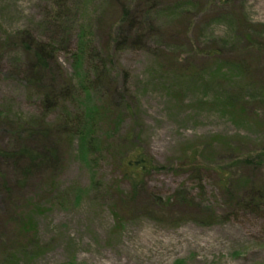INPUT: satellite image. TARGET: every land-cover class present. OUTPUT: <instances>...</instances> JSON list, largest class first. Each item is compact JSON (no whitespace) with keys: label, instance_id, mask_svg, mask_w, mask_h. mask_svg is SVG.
Segmentation results:
<instances>
[{"label":"rangeland","instance_id":"obj_1","mask_svg":"<svg viewBox=\"0 0 264 264\" xmlns=\"http://www.w3.org/2000/svg\"><path fill=\"white\" fill-rule=\"evenodd\" d=\"M65 1L58 21L63 29L48 18L58 11L56 0H0V113L43 111L27 84L29 58L16 51V45L24 47L23 31L58 46L64 74L77 83L90 70L89 61L74 57L82 37H92L102 53H113L114 44L106 42L124 0ZM129 4L140 12L141 23L125 30L129 40L112 57L114 76L107 80L119 95L128 86L138 96L137 116L107 130L99 108L105 96L98 91L84 90L75 106L67 103L70 111L81 113L84 126L63 144L64 158L53 177L48 171L36 174L17 190L14 213L6 215L8 206L0 199V243L10 250L0 246V264H19L10 256L19 242L27 246L20 249L21 264H264V206L243 209L232 203L212 171L204 175L202 192L198 173L184 167L196 146L206 150L208 166L231 156L230 142L264 147V0ZM149 13L155 16L154 35L142 17ZM136 32L149 38L135 42L130 34ZM114 99L117 103L119 97ZM235 106L246 116L237 115ZM57 117L54 111L48 120ZM132 127L143 134L140 142L159 164L173 166L149 175L135 194L106 152L111 137ZM213 139L216 144L207 148ZM12 142L0 116V144ZM257 181L264 187V179ZM184 189L196 198L191 210L172 199ZM18 215L34 218L37 233L31 241L19 234Z\"/></svg>","mask_w":264,"mask_h":264},{"label":"trees","instance_id":"obj_2","mask_svg":"<svg viewBox=\"0 0 264 264\" xmlns=\"http://www.w3.org/2000/svg\"><path fill=\"white\" fill-rule=\"evenodd\" d=\"M56 5L58 11L48 16L53 25L58 24L61 19V11L65 8L66 1L56 0ZM122 5L118 21L111 26L112 33L106 42V45H110V41L114 44L113 53H102L95 46L92 37L87 40L84 37L81 38L80 48L74 57L80 63L89 61L90 70H86V75L80 83H77L72 76L69 78L64 74L66 71L57 56L60 49L58 46L39 39L30 32H22L21 38L25 40V44L23 49L16 45V51L20 53V56L26 53L29 58L27 84L29 89L34 90L39 96L43 111L41 114L30 116L0 113L13 134L12 143L0 144V188L2 190H0V199L8 206L9 210L6 215L16 211L17 200H20V197H16L15 193L28 185L33 176L42 175L48 171L49 175L53 177L56 167L64 158L63 144L73 141L81 133L84 126L83 116L80 112L70 111L67 107L68 102L75 106L77 97L81 96L84 90L92 91L93 89L94 92L98 91L102 98L105 96L99 108L104 116L102 124L107 130L120 128L119 125L127 116L131 118L137 116L140 101L138 96H134L128 86L123 88L119 95L116 87L114 89L110 80H107L114 76L111 68L113 65L110 62L112 57L129 40L128 36L124 35L125 30L129 32L136 24L141 23L140 12L135 13L131 10L129 0H124ZM152 14L142 15V17L145 19L146 27L148 26L147 32L154 35L157 26L155 16ZM58 26L65 29L63 25L58 24ZM130 36L135 42H145L149 38L146 33L142 32H136ZM14 39L16 41L15 37ZM115 95L119 97L117 103H115V99L113 101ZM124 98L130 100L126 101ZM234 109L239 116L245 117L247 114L236 106ZM54 111H58V117L53 121L48 120L49 114ZM134 123L133 119V125ZM142 136L141 132L132 127L119 138L111 137L108 143L104 137L102 139V142L106 143L108 157L112 158L122 180L128 182L132 194L143 188L144 180L149 175L165 169H173V166L162 165L156 161L140 142ZM215 141L213 139L207 148L215 145ZM226 149L231 153V156H227V159L217 162L215 165L208 166L205 163L206 158L203 156L206 150L200 152L199 146H196L193 152L184 158V167L188 168L186 171L190 174L198 173L195 181L198 182L202 192L206 190L203 183L204 175L206 172L212 171L217 175L221 192L231 198L232 203L237 202L243 209L245 207L258 209L264 206V187L257 181L264 179V147L257 148V150L255 148L248 149L240 144L233 145L230 142L226 145ZM233 153H235L234 156ZM254 171L263 172V174L260 177H255L253 176ZM7 172H11L13 176L10 177ZM238 173L243 174L238 175ZM236 194L244 195L245 198L239 199ZM175 196L176 198L172 199L185 209L191 210L189 207L192 206L195 197L189 198L185 189L184 193L178 190ZM247 196L249 198L246 200ZM16 222H20L18 223L19 234L25 235V240L28 235L32 237L30 241L34 239V235L37 233V224L33 217L26 218L23 215H18ZM23 244L24 242L17 243L13 247L15 249L13 254L10 255L12 259H17L19 264L23 263L20 256L22 250L20 249L27 248ZM0 246L10 252L3 241Z\"/></svg>","mask_w":264,"mask_h":264}]
</instances>
